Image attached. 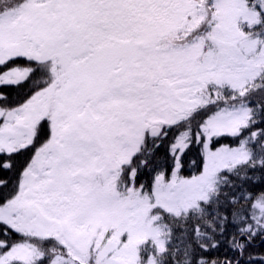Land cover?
<instances>
[{
  "label": "snow or ice",
  "instance_id": "1",
  "mask_svg": "<svg viewBox=\"0 0 264 264\" xmlns=\"http://www.w3.org/2000/svg\"><path fill=\"white\" fill-rule=\"evenodd\" d=\"M0 170V264H264V0H0Z\"/></svg>",
  "mask_w": 264,
  "mask_h": 264
},
{
  "label": "trees",
  "instance_id": "2",
  "mask_svg": "<svg viewBox=\"0 0 264 264\" xmlns=\"http://www.w3.org/2000/svg\"><path fill=\"white\" fill-rule=\"evenodd\" d=\"M14 91V90H13ZM191 160H196V166H193L191 164ZM200 166V160L195 154H190L189 157L185 160V170L183 172L184 175L192 174L193 172L197 171ZM148 177H142L141 179H147ZM0 179H8L10 181H15L16 179V171L13 170L11 172L0 170ZM258 250H264L259 248V241L256 242ZM225 253H228V255H231L230 252H228L227 246L222 245L218 251H215L211 253L213 256H223Z\"/></svg>",
  "mask_w": 264,
  "mask_h": 264
}]
</instances>
